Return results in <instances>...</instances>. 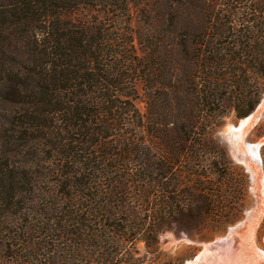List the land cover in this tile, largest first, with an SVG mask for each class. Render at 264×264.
<instances>
[{
    "label": "trees",
    "instance_id": "16d2710c",
    "mask_svg": "<svg viewBox=\"0 0 264 264\" xmlns=\"http://www.w3.org/2000/svg\"><path fill=\"white\" fill-rule=\"evenodd\" d=\"M243 3L0 0V264H56L62 236L105 264L116 203L181 192L193 131L226 111L248 116L261 93L264 12ZM35 202L53 216L37 240Z\"/></svg>",
    "mask_w": 264,
    "mask_h": 264
},
{
    "label": "rangeland",
    "instance_id": "374dc122",
    "mask_svg": "<svg viewBox=\"0 0 264 264\" xmlns=\"http://www.w3.org/2000/svg\"><path fill=\"white\" fill-rule=\"evenodd\" d=\"M248 1L254 2L257 12H264L260 3L264 0H246L241 7ZM138 25L135 18L132 28ZM257 80L261 93L248 116L236 118L233 111H226L193 131L195 152L178 169V195L167 194L165 200L154 190L136 189L122 204L116 203L123 211L118 231L106 228V242L97 249L105 255V264H264V78ZM135 106L145 114L140 100ZM254 114L238 133L239 124ZM246 144L257 145L258 161ZM46 190L48 186L38 194L46 195ZM171 197L175 199L172 208L163 201L170 202ZM202 199L209 211L204 216L198 213ZM34 206L26 222L35 227L31 235L37 240L43 236L40 227H52L47 220L53 216L48 212L42 217L39 203ZM65 229L74 228L68 224ZM65 237L54 242L56 264H96L91 262L94 258L88 259L94 251L88 243L70 245Z\"/></svg>",
    "mask_w": 264,
    "mask_h": 264
},
{
    "label": "bare ground",
    "instance_id": "6f19581e",
    "mask_svg": "<svg viewBox=\"0 0 264 264\" xmlns=\"http://www.w3.org/2000/svg\"><path fill=\"white\" fill-rule=\"evenodd\" d=\"M261 111V107L258 108V112ZM259 114V113H258ZM261 114V113H260ZM259 114V115H260ZM258 115V116H259ZM253 118H255V114L250 116L249 118L245 119L242 121L241 124H239L240 126L237 128V132L239 133V129H241V127L247 125L251 120H253ZM250 125V124H249ZM237 133V134H238ZM238 137L237 136V141H238ZM240 138V137H239ZM247 148H248V151L250 152V154L252 155V157H254L257 161H258V155H257V145H254V144H246Z\"/></svg>",
    "mask_w": 264,
    "mask_h": 264
}]
</instances>
